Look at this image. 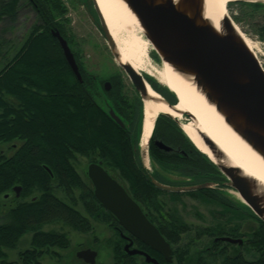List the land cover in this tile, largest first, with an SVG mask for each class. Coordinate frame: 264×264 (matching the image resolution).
Listing matches in <instances>:
<instances>
[{
    "label": "trees",
    "instance_id": "trees-1",
    "mask_svg": "<svg viewBox=\"0 0 264 264\" xmlns=\"http://www.w3.org/2000/svg\"><path fill=\"white\" fill-rule=\"evenodd\" d=\"M89 2L93 7L92 0ZM23 10L34 13L35 23H31L23 43L9 57V51L4 50L10 41L6 34L19 23ZM66 12L62 0H0V24L8 26L0 29V150L6 145L13 151L9 158L5 154L0 156V199L19 185L25 200L9 213L7 222H0V264H43L42 258L50 250H65L71 245L68 234L43 230L46 224L61 221L76 231L89 233L93 231L92 220L118 230L119 238L108 241L113 246L114 264H152L139 261V256L124 250L125 241L119 231H126L98 201L93 184L83 179L74 165L79 155L89 158L90 162H102L115 179L125 183L137 201L164 215L159 201L164 191L151 182L139 154L143 101L136 90L133 101L127 98L121 77L114 78L111 89L106 90L101 82L98 84L97 76L86 72L75 54L82 81L76 77L58 39L52 34L53 30H59L69 43L66 25L58 18ZM259 35L264 39V25L259 27ZM152 86L163 94L155 84ZM101 96L103 100L99 101ZM170 101L176 102L175 99ZM110 108L123 120L125 127L110 116ZM157 132L166 141L185 142V153L176 157L159 151L151 143L152 159L163 170L196 173L200 175L199 180L214 178L210 181L222 184L223 175L219 169L195 147L172 118L160 115L154 135ZM56 188H61L71 203L59 198ZM76 190H80L78 196ZM202 190L189 194L204 201L224 200L217 189L211 196L202 194ZM171 194L177 198L182 193ZM31 195L37 197L33 200ZM80 202L87 215L77 208ZM239 216L235 211L234 217ZM261 223L248 234L247 245L256 253L255 258L246 259L237 253L233 256L221 254V264H264V223ZM159 228L163 236L168 237L163 222L159 223ZM28 232L33 233L31 247L20 253L18 262L6 260L5 250L15 249ZM167 239L178 242L175 238ZM134 245L160 263H166L162 254L138 239ZM174 254L179 264H183L188 255L180 249ZM195 264L202 263L197 259Z\"/></svg>",
    "mask_w": 264,
    "mask_h": 264
},
{
    "label": "water",
    "instance_id": "water-1",
    "mask_svg": "<svg viewBox=\"0 0 264 264\" xmlns=\"http://www.w3.org/2000/svg\"><path fill=\"white\" fill-rule=\"evenodd\" d=\"M122 1L137 18L143 35L162 63L169 65L179 75L199 85L207 101L215 106L227 125L264 159V68L231 17L224 16L218 29L206 19V0H179L176 3L174 0ZM92 2L96 14V19L94 17L92 19L100 27L114 57L140 95L143 101V111L145 101L151 99L148 85L161 95L165 102L175 106L178 98L169 88L176 100L174 103L156 91L143 74L139 73L130 63L121 61L117 43L109 30L105 17L97 1L92 0ZM251 2L255 3V1ZM52 34L58 39L72 71L82 81L79 64L67 39L59 30H53ZM104 87L110 90L111 83L106 82ZM109 114L119 125L125 127L123 120L113 108H110ZM162 115L172 118L181 128L178 119L168 114ZM184 117L183 122L192 119L189 115ZM144 123L143 114L142 131ZM198 134L215 157L213 160L202 152L223 174L222 184L210 181L193 186H171L159 182L149 174L151 182L157 188L168 192H189L222 186L223 190L238 195L252 214L264 223V188L260 182L247 175L240 167L229 163L225 154L208 136L202 132ZM156 145L164 150L171 149L160 140L156 141ZM140 151L142 155L141 145ZM143 164L146 166L144 161ZM87 172L94 186L96 198L107 211L116 217L120 226L136 239L162 254L166 260L171 261L170 243L151 222L141 206L129 195L126 188L104 168L102 162L90 163ZM223 239L232 243L242 242V239L229 237ZM132 245V241L125 245V251L128 254H141L145 256L148 263L161 264L149 253L132 248ZM97 255L98 253L91 249L77 252V257L87 264H96Z\"/></svg>",
    "mask_w": 264,
    "mask_h": 264
},
{
    "label": "rangeland",
    "instance_id": "rangeland-1",
    "mask_svg": "<svg viewBox=\"0 0 264 264\" xmlns=\"http://www.w3.org/2000/svg\"><path fill=\"white\" fill-rule=\"evenodd\" d=\"M62 2L66 7L67 12L64 15L58 16V18L64 22V25H66L65 27L67 37L69 39V45L73 53L76 54L77 59L83 68L87 73L97 76L99 81L98 84L101 82L103 86L106 82H110L112 87L113 79L121 77L124 82V93L127 98L133 101L136 98L137 92L135 91L134 86L124 69L114 57L105 36L100 30V27L93 21L92 17L96 19V14L94 13L89 0H62ZM228 13L239 29L254 42L256 46L255 52L257 54V58L264 68V39H262L259 35V27L264 25V3L255 5L254 2L248 0L231 2L228 5ZM34 20V13L32 11L23 10L19 23L14 26L15 28L12 32L9 31L6 34V39H9L10 41L5 45L4 50L7 49V51H9V57H11L21 46L28 34V29L31 27V23H35ZM2 27L8 26L2 23L0 24V29ZM12 45L13 47H11ZM148 56L152 67H162L163 63L160 58L155 57L156 54L151 44ZM142 74L145 78L148 76L151 79L156 80L155 77L149 75L145 71H142ZM101 99L103 100L102 96L101 98L99 97V101H102ZM2 150L8 154L13 152L9 146L7 147L6 145H3ZM89 164L90 159L85 156L79 155L74 161L77 171L86 181L88 180L86 178V171ZM148 165L152 169L151 171H158L169 181L181 182L186 179V177H180L181 175L170 174L164 171L153 161L151 157ZM119 182L126 186L121 179ZM222 191H224L230 200L235 201L236 203H242L238 195L230 193L227 190ZM55 194L62 200L71 203L68 196L61 188H56ZM75 194L78 196L80 194V190H76ZM159 201L163 205V211H165V213L169 209H176L191 225H199L200 227L201 225L205 226L206 223L210 224L214 222L215 217L212 218V216H216L219 211L223 210L222 207L215 202L209 201L211 203L208 204L206 203L207 201L203 202V200L201 201L198 197L186 194H182L177 198L170 194H162L159 197ZM76 206L79 210L86 214L81 202L77 203ZM5 211L6 209H4L3 206H0V214L3 216L1 217V223L7 222L4 218V215L6 214ZM92 225L93 231L89 233H81L61 221L46 224L42 228L43 230H54L60 233L68 234L71 240V245L65 250L57 248L50 250V253L43 256V264H83L76 256V253L80 249L88 247L92 249L94 248L98 251V264H114L113 246L110 245L108 241H115L119 238L116 233L117 231H115V229L109 224L100 221L92 220ZM254 225L255 224L252 226L250 225L252 230L255 228ZM32 234V232L25 234L15 249L5 250L6 260L18 262L20 260V253L31 247ZM202 241L204 240L197 238L194 231L182 236L178 245L175 246L180 247L181 249L186 248L188 251L186 262L183 264H195V260L198 259L200 250L204 247ZM207 241L208 240H206V242L204 241L205 245L208 243ZM241 251L244 252L247 259H254L256 256V253L248 247L241 249ZM138 260L143 261L144 259L138 257ZM189 260H191V262H189ZM213 264H218V262L215 261Z\"/></svg>",
    "mask_w": 264,
    "mask_h": 264
},
{
    "label": "bare ground",
    "instance_id": "bare-ground-1",
    "mask_svg": "<svg viewBox=\"0 0 264 264\" xmlns=\"http://www.w3.org/2000/svg\"><path fill=\"white\" fill-rule=\"evenodd\" d=\"M96 1L117 43L121 61L130 63L139 73L145 71L155 77L178 98V103L171 106L148 85L151 99L145 101V123L140 140L144 163L146 165L150 163L147 148L156 120L161 114H168L180 121L185 135L201 152L215 160L211 149L199 136V132L215 142L229 163L240 167L247 175L257 179L264 188V159L227 125L215 106L207 101L200 86L182 77L167 64H163L161 68L151 66L148 56L150 43L144 37L137 18L122 0ZM178 1L174 0L175 3ZM233 1L238 0H206L207 21L219 29L222 18L229 15V3ZM251 1L264 3V0ZM236 27L257 56L254 42L237 25ZM185 115L191 116L192 119L183 122Z\"/></svg>",
    "mask_w": 264,
    "mask_h": 264
},
{
    "label": "flooded vegetation",
    "instance_id": "flooded-vegetation-1",
    "mask_svg": "<svg viewBox=\"0 0 264 264\" xmlns=\"http://www.w3.org/2000/svg\"><path fill=\"white\" fill-rule=\"evenodd\" d=\"M147 79L151 84H155L162 91L163 95L168 100H173V98H170V97H172L171 92L165 86L156 82V80L151 79L148 76H147ZM155 128H156V126H155ZM155 128H154V130H155ZM140 137H141V135H140ZM158 140L163 141L166 145L171 147V149L170 150H164V149L160 148L159 146H157L156 141H158ZM151 143H153L154 146L159 151H165L166 153H168L169 156L176 157V156H179V155L185 153V148H183V147H185V142L183 140H181L180 143H176V141L175 142L166 141L165 139H163L160 136V132H157V134L154 135V131H153V134L151 136V141L149 143L150 156H151V152H152ZM3 154H5L9 158L13 154V152L8 154V153L1 150V155H3ZM139 154L141 157L140 141H139ZM151 158H152V156H151ZM87 170H88V168H87ZM151 170H152L151 168L147 169V173L152 175L159 182H161L163 184L171 185V186H193V185H197L200 183L210 182V180H214V178L213 179H207L209 181L199 180L198 177L200 175H197L196 173L193 174L190 172H189V174H187V171L183 172V170H179V169H177V170H164L170 174H178V175H181L180 177H186V179H184V181L173 182V181L167 180L166 177L162 176L158 171H151ZM86 178L91 182L87 171H86ZM211 182H213V181H211ZM17 188H20V189L17 190ZM209 189L210 190H202L201 191L202 194H207L210 196L215 195L217 192L216 189L218 191H220L221 194H223L224 200H222V202H218V201H214V200L212 201V202L219 204L223 210L219 211L216 216H212V218L215 217L214 222H212L210 224L206 223L205 226L201 225V227H200L199 225H191L187 221V219L184 218L180 214V212L176 209H173V208L169 209V210H167V212L164 215H161L160 213L156 212L155 210H153L151 208L150 209L146 208L141 202L137 201L129 193V191L126 188L129 195L141 206L144 213L148 216V218L151 220V222H153L157 226V228L159 230H160L159 223L160 222L164 223V228H165V230L167 232V236L169 238H171V239L175 238L179 242L182 239V236H185L188 233L194 231L197 238L204 240L205 242H206V240H208L207 241L208 243H206V245H205V242L202 241L204 247L200 250V253L198 256V261H201L202 264H213L215 261H217L218 264H221V262H222L221 254H222V256H224V255L233 256V255H236V253H237V254H242L247 259L244 252H242L241 249L248 247V245H247L248 244V234H250L252 232L251 226L253 224H255L254 225L255 228H253V230H256L262 224L261 221L259 219H256V218L251 216L252 212L250 211V209L245 204L236 203L235 201L230 200L229 197L224 193V191H222L221 187H218V186L215 187L214 186V187H211ZM191 192H194V191H189V192H184V193L181 192V193L186 194V195H190L189 193H191ZM171 193H178V192L164 191L163 194L172 195ZM21 194H22V187L19 185H16L12 188L11 191L5 193L3 195V197L0 199L1 201H3L1 206H3V208L6 209V211H5L6 214L4 215V218L6 220H8L9 213L20 202L25 201L22 198ZM182 194H180V195H182ZM36 197H37L36 195H31V199H33V200ZM199 199L201 201L203 200L202 198H199ZM173 202H176V201H173ZM203 202H204V200H203ZM206 203L209 204L211 202L207 201ZM171 204H172V201H171ZM235 211H237L240 215L237 219L234 217ZM174 212L176 213V214H174L175 216L173 215ZM178 214L180 216L179 218H178ZM0 217H3V216H1V214H0ZM235 221H236V223H235ZM178 222H179V224H178ZM242 230H244V231H242ZM119 233H120L122 239L125 241L124 245H123L124 250H125V245L131 241L133 242L132 248H137V246L134 245L135 240H136V238L134 236L129 234L127 231L122 232L120 230ZM168 237H165V238L171 245L172 254H171V261H168L165 259V261H166L165 264H179L178 259L175 257L174 252L180 249L181 252H186L188 254V251L186 248L181 249L180 247H176L175 245H178V242H172V241L167 239ZM226 237L234 238V239H242V242L241 243L240 242L232 243V242H229V241L223 239ZM85 249H91V250L96 251L94 248L92 249L90 247L80 249L79 251L85 250ZM96 252L98 253V251H96ZM98 255H97V257H98ZM136 255L143 258L144 260H146L144 255H141V254H136ZM215 255H216V257H214ZM76 256H77V253H76ZM219 259H220V261H219ZM80 260L82 261L83 264H87L84 262L83 259H80ZM204 261H206V263H204ZM185 262L186 261H184L183 263H185ZM96 264H98V263L96 262Z\"/></svg>",
    "mask_w": 264,
    "mask_h": 264
}]
</instances>
